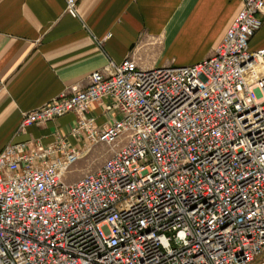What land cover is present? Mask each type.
Wrapping results in <instances>:
<instances>
[{"label":"built area","instance_id":"2783aa9c","mask_svg":"<svg viewBox=\"0 0 264 264\" xmlns=\"http://www.w3.org/2000/svg\"><path fill=\"white\" fill-rule=\"evenodd\" d=\"M78 15L79 0H64ZM264 0H243L189 65L109 61L20 130L77 114L72 134L0 152V264H252L264 257ZM105 98L111 100L104 104ZM102 104L111 119L87 116ZM107 155L74 181L93 147ZM264 264V263H263Z\"/></svg>","mask_w":264,"mask_h":264},{"label":"crops","instance_id":"0c3cea01","mask_svg":"<svg viewBox=\"0 0 264 264\" xmlns=\"http://www.w3.org/2000/svg\"><path fill=\"white\" fill-rule=\"evenodd\" d=\"M242 5L243 0H79L78 15L72 16L64 0H0V152L27 141L46 146L59 135L82 148L71 132L75 112L20 130L23 113L84 86L92 71L109 61L120 64L133 51L147 66L197 63L212 54ZM261 17L251 50L264 49ZM87 116L99 126L111 121L99 103ZM96 147L81 158L87 162L72 167L77 177L98 165Z\"/></svg>","mask_w":264,"mask_h":264},{"label":"rangeland","instance_id":"374dc122","mask_svg":"<svg viewBox=\"0 0 264 264\" xmlns=\"http://www.w3.org/2000/svg\"><path fill=\"white\" fill-rule=\"evenodd\" d=\"M94 152V151H93ZM107 146L106 145H100V146H97L96 147V151H95V153H99L100 154V156L99 157H102V156H106L107 155ZM102 160H103V158H99V160H97L96 161V163H101L102 162ZM81 161H83V162H87V156L86 157H84L83 159H81ZM77 175H78V172L76 171H72V172H70L69 174H67V176H66V179L68 180V181H74V180H77L78 178H80V177H77ZM264 263V257H262V258H259V259H257L255 262H253L252 264H263Z\"/></svg>","mask_w":264,"mask_h":264}]
</instances>
